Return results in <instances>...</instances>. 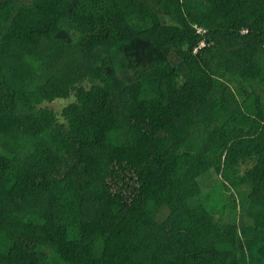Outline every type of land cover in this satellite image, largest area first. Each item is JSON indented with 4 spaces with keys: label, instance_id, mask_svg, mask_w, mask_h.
<instances>
[{
    "label": "trees",
    "instance_id": "trees-1",
    "mask_svg": "<svg viewBox=\"0 0 264 264\" xmlns=\"http://www.w3.org/2000/svg\"><path fill=\"white\" fill-rule=\"evenodd\" d=\"M0 264H264V0H0Z\"/></svg>",
    "mask_w": 264,
    "mask_h": 264
},
{
    "label": "rangeland",
    "instance_id": "rangeland-1",
    "mask_svg": "<svg viewBox=\"0 0 264 264\" xmlns=\"http://www.w3.org/2000/svg\"><path fill=\"white\" fill-rule=\"evenodd\" d=\"M71 99H57L50 103V106L61 112L64 106H66ZM240 233L243 240L250 239L254 235V230L252 229V220L249 217H245L241 219Z\"/></svg>",
    "mask_w": 264,
    "mask_h": 264
},
{
    "label": "clouds",
    "instance_id": "clouds-1",
    "mask_svg": "<svg viewBox=\"0 0 264 264\" xmlns=\"http://www.w3.org/2000/svg\"><path fill=\"white\" fill-rule=\"evenodd\" d=\"M198 31L200 32L201 30L199 29Z\"/></svg>",
    "mask_w": 264,
    "mask_h": 264
}]
</instances>
